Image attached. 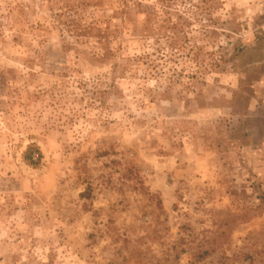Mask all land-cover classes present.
I'll list each match as a JSON object with an SVG mask.
<instances>
[{"label": "rangeland", "instance_id": "rangeland-1", "mask_svg": "<svg viewBox=\"0 0 264 264\" xmlns=\"http://www.w3.org/2000/svg\"><path fill=\"white\" fill-rule=\"evenodd\" d=\"M0 264H264V0H0Z\"/></svg>", "mask_w": 264, "mask_h": 264}]
</instances>
